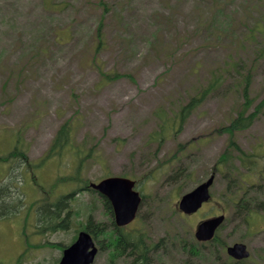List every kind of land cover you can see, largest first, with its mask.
Here are the masks:
<instances>
[{"label": "rangeland", "instance_id": "obj_1", "mask_svg": "<svg viewBox=\"0 0 264 264\" xmlns=\"http://www.w3.org/2000/svg\"><path fill=\"white\" fill-rule=\"evenodd\" d=\"M100 19L104 40L95 65L92 41ZM98 64L125 76L103 81ZM223 69L230 71L180 129L160 146L148 143L160 113L180 108ZM263 99L264 0H0V157L8 158L0 161V182L11 185L0 207V264H58L60 245L77 235L92 209L110 225L99 194L79 190L68 226L40 230L42 201L79 187L70 153L36 164L64 121L72 122L75 143L91 155L82 165L84 179L136 180L145 198L126 230L142 228L154 240L185 235L192 243L198 221L224 213L218 235L250 251L238 264H264V105L248 128L233 134L221 128ZM17 142L26 155L18 162L8 156ZM252 152L263 156L246 164L248 170L244 157ZM222 154L229 160H219ZM170 156L174 160L165 163ZM9 166L17 176L8 180ZM213 174L210 200L191 215L179 213V196ZM238 203L258 206L247 228ZM168 245L161 250L164 264L214 263ZM93 264L127 263L110 259L106 246Z\"/></svg>", "mask_w": 264, "mask_h": 264}, {"label": "trees", "instance_id": "obj_2", "mask_svg": "<svg viewBox=\"0 0 264 264\" xmlns=\"http://www.w3.org/2000/svg\"><path fill=\"white\" fill-rule=\"evenodd\" d=\"M100 4H103V2H100ZM93 40L94 41H92V43L94 45V54L92 56V60H94L96 65V54L100 50V46L102 45V41L104 40L101 19L97 23V27L95 29V37ZM235 64L236 62H234V65ZM98 70L103 81L116 80L125 76L123 73L119 72L103 71L100 64H98ZM228 71L230 70L223 69L221 73H219V75H211L210 81L207 82L205 87H202L200 91L192 94L185 104L180 106V108H178L177 110L169 113L170 115L167 114L165 110L163 111V113H160L157 116L158 131H154L149 134L147 140L148 143L157 142V145L160 146L161 143H163L164 138L168 137V134L171 131L173 132L177 129H180L185 119L202 103L204 98L207 97L214 89H216L220 85L221 76L224 77V73ZM242 78L244 83L242 86L241 94L244 99V105L247 106L250 104L248 88L250 84L251 72L247 71L245 74L242 75ZM263 105L264 99L259 103V105L253 112L243 115L242 110L239 111L236 116L231 118L230 122L227 125H223L221 127L222 130L227 131L229 134H233L234 131L248 128L253 122L256 113L259 112L260 107ZM74 136V126L72 122L64 121L63 123H61L58 129L56 130L47 151L36 163L38 166H40L43 160L59 157L65 152L70 153L73 158V164L71 168L72 182H74L75 184H79V187H72L70 190L56 195V197H54L53 199H46L42 201V203L38 207L39 213L37 215L39 222L43 226L40 229L41 231L54 230L57 228L65 229L68 226L67 222H69L72 217L70 203L75 198V193L79 192V190L93 191L92 189L88 188L89 180L84 179L81 173L82 165L84 164L85 160L88 159L91 155L87 152L88 150L85 151L82 146L77 145L75 143ZM19 148L20 145H18L17 142V145L12 148L13 150L9 152L8 155L10 157L16 158V162L19 161V157L23 159L26 158L24 150ZM262 156L263 154H255L253 152L251 154H245L244 158L246 159V161L244 162V164L246 165L255 163ZM172 157L170 156L165 161V163L174 160L172 159ZM7 159V156L0 157V161L6 162ZM95 160L98 159L95 158ZM219 160H224V162H226L229 160V157H224V154H222L219 157ZM241 162L243 164V158H241ZM19 164L20 163H18L17 165ZM159 164H162V162H160ZM17 165L15 167H18ZM246 166L248 170H251V165ZM9 168L10 169L7 173L8 180L13 176H17V174L13 172V169L15 168H13L12 166H9ZM239 182H242L241 179ZM57 183H59V179L57 180ZM7 185L8 183L0 182V207L3 206L4 202L2 203V201L4 199L9 198V195L11 194L8 192L11 191V185L9 186V188H7ZM56 185L57 184H55V186ZM39 187H41L43 190L42 186L39 185ZM17 196L20 195L17 194ZM99 196L100 200L102 201L105 212L108 214V216L111 217L110 225L106 224L101 220H97L92 214V209V211H90L89 214L86 216L85 221L81 224L79 230L85 229L86 231H88L93 237L95 243L98 245L99 250H102L107 246L110 251V259L112 260L123 258L127 264H164V261L161 260V256L164 255L163 253H161V250H163L165 253V250L169 248L168 242H170V248H182L188 253V255L199 258L201 262L205 261L206 263L213 259V264H238L233 259L225 255L224 249L227 243L225 239H222L218 235V233L215 234V236L209 242H198L192 237L190 238V240L193 241L191 243L189 240L186 239L187 237L185 235L177 234L174 236H170L166 233L164 236H161L157 240H154L150 239L146 235V232L142 230V228L141 230H126L124 227H117L116 225H114V222L112 220V209L110 202L103 195ZM144 198V195H142V202L144 201ZM237 206H239V209L237 210L239 219L247 228L250 223V221H248V217L252 215V212L250 210H257L258 206L251 208L250 206L246 207L244 205H240V203H238ZM45 209H48V212ZM42 210L44 211L43 213ZM74 239L75 236L72 237V240H70L69 243H71ZM69 243L65 245H59L60 247H65L69 245ZM218 248L223 251L222 254L224 253L225 258L223 260L221 259L222 255L218 253ZM179 264H187V260L184 259L183 262Z\"/></svg>", "mask_w": 264, "mask_h": 264}, {"label": "water", "instance_id": "obj_3", "mask_svg": "<svg viewBox=\"0 0 264 264\" xmlns=\"http://www.w3.org/2000/svg\"><path fill=\"white\" fill-rule=\"evenodd\" d=\"M212 181L213 175L181 195L177 202L179 211L185 214L197 211L202 203L209 199V187ZM134 185V180L114 175L106 176L96 182H89L88 186L110 202L114 224L125 226L134 220L142 200ZM223 220L224 215L220 214L198 222L195 226L194 237L198 241L210 240ZM97 251L98 247L91 234L86 230H80L75 240L63 248L58 264H93ZM226 251L228 255L236 259L249 255L246 245L242 242L229 244Z\"/></svg>", "mask_w": 264, "mask_h": 264}, {"label": "flooded vegetation", "instance_id": "obj_4", "mask_svg": "<svg viewBox=\"0 0 264 264\" xmlns=\"http://www.w3.org/2000/svg\"><path fill=\"white\" fill-rule=\"evenodd\" d=\"M137 183V182H136ZM211 241V240H210ZM209 242V241H208ZM211 243H215V242H211ZM224 253H226V246H225V249H224ZM249 258V257H248ZM248 258H243V259H235V258H232L235 262L239 263L241 262L242 260H246Z\"/></svg>", "mask_w": 264, "mask_h": 264}]
</instances>
